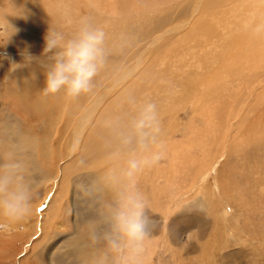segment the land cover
Segmentation results:
<instances>
[{
    "label": "rangeland",
    "instance_id": "rangeland-1",
    "mask_svg": "<svg viewBox=\"0 0 264 264\" xmlns=\"http://www.w3.org/2000/svg\"><path fill=\"white\" fill-rule=\"evenodd\" d=\"M205 1L0 0V176L31 184L33 204L31 215L21 222L0 217V224L7 225L0 228V264H264V29H259L257 53L242 50L252 56L249 60L234 44L241 32L234 25L258 15L264 0H237L235 8L224 3L227 7L215 10L221 22L211 24V31L216 30L212 36L186 39L194 21L205 16L200 12L206 10ZM197 3L200 11L192 13ZM229 13L237 16L229 19ZM187 20L186 26L149 45L158 33ZM85 23L105 32V60L91 91L78 97L67 96L63 88L45 94L46 72L57 51L43 54L46 32H63L67 40ZM127 28L138 31L136 41ZM228 48L225 59L215 60ZM141 55L144 64L166 73L158 79L171 87L143 92L128 110L140 114L146 104H155L159 134L164 135L158 142L173 131L170 142L183 143V148L162 141L165 153L171 148L164 158L130 178L128 162L141 155L133 151L135 142L126 148L105 143L104 153L95 152L89 133L107 103L127 85L136 86L141 67L135 63ZM133 63L135 72L112 88L79 130L77 118ZM230 64L233 74L226 70ZM212 70H217L216 77L209 74ZM191 79L197 81L195 92L183 89ZM209 85L217 90L201 97ZM96 159H103L106 168L113 162L112 168L98 171L90 165ZM94 179L103 188L98 193L91 184ZM131 194L144 201L154 222L141 251L133 254L126 241L119 253L103 239L93 242L88 221L109 232L108 209ZM81 237L90 240L92 249L87 242L80 249Z\"/></svg>",
    "mask_w": 264,
    "mask_h": 264
},
{
    "label": "clouds",
    "instance_id": "clouds-1",
    "mask_svg": "<svg viewBox=\"0 0 264 264\" xmlns=\"http://www.w3.org/2000/svg\"><path fill=\"white\" fill-rule=\"evenodd\" d=\"M104 40V30L88 23L84 24L77 36L67 40L63 32L48 30L44 36L43 54L51 53L54 49L57 51L54 64L46 72L44 93L56 94L63 88L67 96L78 97L90 92L92 80L104 63ZM155 108L153 103L146 104L134 123L136 144L133 151H139L141 155L128 162L126 175L130 178L156 165L165 156L164 143L157 141L160 127ZM132 143L131 136L124 140L125 145ZM91 184L97 193L102 190V185L96 179ZM31 190V184H14L10 175L0 176V217L13 223L29 217L33 210ZM84 191L88 193L87 186ZM105 219L110 226L109 232H101L98 224L88 221L91 224V239L93 242L105 240L107 247L117 253L123 250L122 242L126 241L132 253L138 254L141 242L149 235V226H154L146 214L144 201L135 194L123 197L116 207H110ZM0 228H7V225L0 224Z\"/></svg>",
    "mask_w": 264,
    "mask_h": 264
},
{
    "label": "bare ground",
    "instance_id": "bare-ground-1",
    "mask_svg": "<svg viewBox=\"0 0 264 264\" xmlns=\"http://www.w3.org/2000/svg\"><path fill=\"white\" fill-rule=\"evenodd\" d=\"M239 1V0H238ZM237 0H211L210 2L207 0V7H206V10H205V8H204V10L202 9V11H200L199 10V8L198 7H200V6H198V3L195 5V6H193L194 7V9H193V12L192 13H194L196 10H197V8H198V10L200 11V12H202L205 16L202 18V16H201V20L200 19H198V21H194V23H193V25H192V27H191V31L190 30H188V32H187V34H186V39L187 38H189V39H191L192 41L193 40H196L197 38H200V37H202V36H206V37H208L210 34H211V36L213 35L211 32L213 31L214 32V30L215 29H213L212 31H211V29H212V26H211V24L213 25H215V24H217V23H219V22H221V20H220V18H218L217 16H215L214 17V14H217V12L218 11H221V10H218V7H222V9H223V7L225 6L224 5V3L226 4V5H230V4H234L235 2H237V3H239ZM242 1V0H241ZM251 1H253V0H251ZM237 3L236 4H234L235 6H234V8L235 7H237ZM264 3V2H263ZM203 4L204 3H202V6H203ZM243 5H245L244 3H242ZM252 5H254V4H252ZM261 5V4H260ZM260 5L258 6L259 8L258 9H260ZM198 6V7H197ZM201 6V7H202ZM241 6V5H240ZM262 6V5H261ZM102 7V6H101ZM225 7H227V6H225ZM239 7V6H238ZM244 7V6H243ZM264 6H262L261 7V9L259 10L260 11V13H258V15L257 14H255V15H253V16H251L249 19H251V20H249V19H246L245 18V20H243L242 18H241V20L238 22V23H236L235 25H234V27L236 28V29H238V36H236L237 38V40L235 39V36L232 38V41L234 42V40H236L235 42H234V44L236 43V44H238V46H237V48L239 47V53H241V55L243 56V58L245 59V60H249L252 56L251 55H248V54H246L245 52H242V50L245 48V49H248V50H246V51H248V53L249 54H252V53H257V49L259 48H257V44H258V41L259 40H261V38H262V36H261V34H259V29L260 30H263L264 29V14H261V12H263L264 11V9H263V11H262V8H263ZM100 8V7H99ZM231 9V12L233 11V10H235V9H233L232 7H228V9ZM244 8H247L246 7V5H245V7ZM220 9V8H219ZM237 9H239V8H237ZM217 12H216V11ZM239 11V10H238ZM258 11V10H257ZM210 12V13H209ZM212 12V13H211ZM228 12V11H227ZM230 12V11H229ZM236 12V11H235ZM133 13V12H132ZM219 13V12H218ZM229 14H231V13H229ZM241 14V13H240ZM239 14V15H240ZM260 14V15H259ZM131 15V14H130ZM199 15V14H198ZM226 15V14H225ZM221 16V15H220ZM227 16V15H226ZM230 17H229V19L230 18H232L231 16H234V17H236L237 15H236V13H232L231 15H229ZM193 17V16H192ZM233 17V18H234ZM239 17H241V16H239ZM233 18H232V20H233ZM159 19H161V17L159 18ZM212 19V20H211ZM222 19H224V18H222ZM228 19V18H227ZM226 19V20H227ZM102 20V19H101ZM166 20V19H165ZM189 20V19H188ZM188 20L187 21H182V22H180L179 24H176L175 26H173V27H171V28H169V29H167L166 31H163V32H161V33H158L157 35H155L151 40H150V43H149V45L152 47L154 44H157V41L158 40H160L161 38H163V36H164V34L165 33H168L169 31H173V30H176L177 31V29H179V28H182V27H184V25L186 26L187 24H188ZM225 20V19H224ZM225 20V21H226ZM190 21V20H189ZM231 21V20H230ZM230 21H228V22H230ZM260 21V22H259ZM162 22V21H161ZM227 22V21H226ZM246 24H245V23ZM249 22V23H248ZM232 23H233V21H232ZM235 23V22H234ZM220 24V23H219ZM228 24V23H227ZM244 24V25H243ZM165 25V24H164ZM223 24H221L220 26H222ZM226 25V24H225ZM232 26V25H231ZM157 27V26H156ZM224 27V26H223ZM227 27V26H226ZM214 28V27H213ZM222 28V27H221ZM231 28V27H230ZM128 30H129V34H133L132 36H133V38H132V41H133V39H134V41H136L137 39H138V35L139 34H137V30H135V29H129V28H127ZM126 29V30H127ZM147 30V29H146ZM228 30V29H227ZM152 31V30H151ZM155 31V30H154ZM216 31V30H215ZM200 32V33H199ZM236 32V31H235ZM264 32V31H263ZM126 33H127V31H126ZM231 33V32H230ZM234 33V32H233ZM233 33L231 34V35H233ZM185 34V33H184ZM220 34V33H219ZM125 35V34H124ZM140 36V35H139ZM228 36V35H227ZM230 36V35H229ZM264 36V35H263ZM205 37V38H206ZM214 37V36H213ZM218 37H220V36H218ZM226 37V36H225ZM120 38V37H119ZM137 38V39H136ZM204 38V39H205ZM215 38H216V36H215ZM223 38V37H222ZM229 38V37H228ZM185 39V38H184ZM223 39H225V38H223ZM222 39V40H223ZM123 40V39H122ZM198 40V39H197ZM209 39H207L206 40V43H207V41H208ZM212 39H210V41H211ZM113 41V40H112ZM133 41V42H134ZM240 41V42H239ZM225 42H226V40H225ZM110 43V42H109ZM200 43V42H199ZM232 43V42H231ZM231 43H228V44H231ZM114 44V43H113ZM112 44V45H113ZM128 44V43H127ZM233 44V43H232ZM231 44V45H232ZM233 44V45H234ZM226 45H227V43H226ZM225 45V46H226ZM260 45H261V43H260ZM259 46V45H258ZM263 46V45H262ZM151 47H149V48H151ZM194 48L195 47H199V45L197 44V45H195V46H193ZM227 47V46H226ZM180 48H181V46H180ZM182 48H184V47H182ZM185 48H187V47H185ZM193 48V49H194ZM229 48H230V46H229ZM229 48H228V51H227V54L225 55V54H223L222 52H221V54H223L224 55V57L222 58V55L220 54V53H217V54H219V55H221V58H219V56L215 59V60H223V59H225V57L229 54ZM254 48L256 49V52H254L255 50H254ZM223 49V48H222ZM165 50V49H164ZM163 50V51H164ZM180 50V49H179ZM181 50H185V49H181ZM148 51V50H147ZM150 51V50H149ZM223 51V50H222ZM162 51L160 50V53H161ZM166 53H168L167 51H165ZM165 52H163V53H165ZM192 52V51H191ZM203 52V51H202ZM260 52V51H259ZM165 53V55H167ZM182 53V52H181ZM238 53V54H239ZM263 53H264V51H263ZM195 55H194V57L196 56V53H194ZM198 54V53H197ZM128 55V54H127ZM164 55V54H163ZM188 55H190L189 53H188ZM215 55V56H216ZM232 55V57L234 56V54H231ZM240 55V56H241ZM256 55V54H255ZM162 56V55H161ZM160 56V57H161ZM183 56V55H182ZM202 56V55H201ZM203 56H204V54H203ZM159 57V58H160ZM261 57V56H260ZM198 58V57H197ZM262 58V57H261ZM125 59H128V57L127 58H125ZM259 59V58H258ZM105 60V59H104ZM123 60V59H122ZM129 60V59H128ZM151 60V59H150ZM162 60V59H161ZM260 60V59H259ZM198 61L199 62H201L202 61V58H201V61H200V59H198ZM165 62V61H164ZM157 63V62H156ZM135 64H137V65H139V67H141V70L139 71V73H138V75L136 76V78H135V81H136V86H130V85H127V87L128 88H126V89H124L123 91H121L120 93H118L110 102H108L107 103V105L102 109L103 111H100V114H98V115H100V117H99V119H98V121H97V124H95V127L93 128V130L89 133V134H91L92 136L90 137V141L92 140V144H93V146L94 147H96L94 150H95V152H101V153H104V151H102V149L105 147V143H109L111 146H118V147H120V146H122V148H126V147H128V145H125L124 144V140L126 139V138H128L129 136H131L132 137V140H133V143L132 144H134V142H135V144H136V135H135V129H134V119L135 118H133V117H139V113L137 114V113H131L132 111L131 110H128V109H132V103L137 99V96L138 95H141V94H143V92H146L147 91V93H148V91H150V92H153V91H156V90H158V89H165L166 87H169L168 85H167V83L168 82H166V83H160V80L158 79L159 77H161V81H162V77H163V72L164 71H160V70H154L153 68V66L152 67H150V64H144V57H143V55H141L140 57H138L137 58V60H136V63ZM135 64L133 63L131 66H130V68H127V69H125L124 70V72H122V74H118L117 75V77H116V79L114 80V81H112V84L113 85H110L109 87H107V91L101 96V97H99L97 100H96V105H94V106H91V108L89 109V110H87V112H83L82 114H81V116L79 117V118H77V121H78V129L79 130H81L82 131V129H84V126H85V123H87V121L89 120V118H90V116H91V114L96 110V109H98V108H100V106H101V103H102V101H103V99L105 98V96L112 90V88H114L115 86L117 87V86H119V85H122V83L123 82H125L127 79H128V77H129V75L131 74V73H133V72H135V70H136V67H135ZM219 64V63H218ZM107 65V64H106ZM104 66V67H108V65L107 66ZM233 64H230L228 67H226L227 69V71L228 72H231V74H233V71H232V68H231V66H232ZM190 67V66H189ZM237 67H238V65H237ZM237 67H235L234 68V70L235 71H237V70H239ZM105 68V69H106ZM150 68H152V69H150ZM158 68V67H157ZM159 69V68H158ZM162 69H165V68H162ZM106 70H108V69H106ZM105 70V71H106ZM104 71V70H103ZM165 71H167V70H165ZM216 71L217 70H212L209 74H211L212 76H215L216 77V75H217V73H216ZM226 71V72H227ZM153 73V74H152ZM157 74V76H155ZM164 74H166L165 72H164ZM145 75H148V79H146V78H144L145 77ZM197 76V75H196ZM196 76H194V77H196ZM202 77V76H201ZM197 79V78H196ZM157 80H159V83H157ZM186 80H188V79H186ZM199 80V79H198ZM200 80H202L201 78H200ZM199 80V81H200ZM123 81V82H122ZM197 81L196 80H189L187 83H186V89H185V87L183 88L185 91L187 90L188 92L190 91V92H195V90H196V88H195V86H194V84L196 83ZM169 84V83H168ZM178 85V84H177ZM130 86V87H129ZM175 86H176V84H175ZM184 86V85H183ZM171 87V86H170ZM135 88H137L138 90L137 91H135V90H133V89H135ZM199 88V87H198ZM197 88V89H198ZM180 89H181V87H180ZM195 89V90H194ZM213 89H214V86L213 85H209V86H207L206 87V89H205V91H201V97H203L204 95H207L210 91H213ZM160 90H158V91H160ZM169 90V89H168ZM167 90V91H168ZM217 89H214V91H216ZM172 91H170V93H171ZM168 92H165V94H167ZM150 94V93H149ZM169 94V93H168ZM167 94V95H168ZM186 94V93H185ZM188 94V93H187ZM186 94V95H187ZM144 95V94H143ZM147 95V94H146ZM170 95H172V94H170ZM169 95V96H170ZM200 95V94H199ZM145 96V95H144ZM188 96V95H187ZM147 97H148V95H147ZM146 97V98H147ZM155 97H157L156 95H155ZM190 97V96H189ZM196 97V96H195ZM197 97H198V95H197ZM145 98V97H144ZM150 98V97H149ZM170 98V97H169ZM165 99V98H164ZM156 100H159V99H156ZM155 100V102H158V101H156ZM147 101V100H146ZM153 101V100H152ZM168 101H170V100H168ZM205 102H207V100H204ZM93 102V101H92ZM148 102V101H147ZM164 102V101H163ZM156 104H158V103H156ZM140 106H142V105H140ZM160 106V105H159ZM79 108V107H78ZM113 109V110H112ZM169 109H167V110H165V112L166 111H168ZM205 112V111H204ZM161 113V112H160ZM209 113V112H208ZM207 113V114H208ZM164 116H166V114L164 115ZM210 117V116H209ZM136 118V119H137ZM160 121V120H159ZM208 121V120H207ZM209 121H210V119H209ZM206 122V121H205ZM95 123V122H94ZM207 123V122H206ZM210 125V124H209ZM260 125V124H259ZM252 129V128H251ZM162 132V131H161ZM80 133V132H79ZM169 133L170 134H165V137L163 138V142L164 143H170V144H172L173 145V143H171L170 141V137L172 138V136L174 135L173 133V131H169ZM88 134V135H89ZM164 135H162V133H158L157 134V141H159V140H161L162 139V137H163ZM80 137H81V134H78V133H76V138H77V140H79L80 139ZM74 138H75V136H74ZM88 141V140H87ZM90 141H89V143H90ZM85 142H86V140H85ZM183 142V141H182ZM91 143H90V145L89 146H92L91 145ZM86 144H88V143H86ZM182 144L183 143H181V144H178V142H174V147L175 148H177V147H179L180 146V148H183V146H182ZM83 145V144H82ZM107 146V145H106ZM73 148H75V147H73ZM111 148V147H110ZM169 148H170V146H169ZM169 148L166 150V153L165 154H167L168 152V150H169ZM89 148L87 147V150H88ZM171 149V148H170ZM174 149V148H173ZM89 151H90V149H89ZM118 151V150H117ZM173 151V150H172ZM171 151V152H172ZM138 152L139 151H136L135 152V154L136 155H138ZM171 152H169V153H171ZM87 153V152H86ZM100 154V153H99ZM98 155V154H97ZM167 156V155H166ZM111 158V157H110ZM107 160V159H106ZM127 161V160H126ZM100 163V164H99ZM103 163H105V161L103 160V159H101V161L99 162L97 159L95 160V161H93L90 165L92 166V167H96V169L98 170V171H103V170H108L109 168H112L111 166H110V164L111 163H113V162H111L110 164L108 163L107 164V168L104 166V167H102V165L101 164H103ZM99 165V166H101L100 168H97V166L96 165ZM108 165L110 166V167H108ZM103 189V188H102ZM84 239V237H81V242L78 244V246L80 247L81 245V247H80V249H83L86 245V242H87V245H88V247L90 248V246H89V243H90V240H88V238H86L85 240H83ZM90 249H92V248H90ZM86 252H88L89 251V249L88 248H86V249H84Z\"/></svg>",
    "mask_w": 264,
    "mask_h": 264
}]
</instances>
